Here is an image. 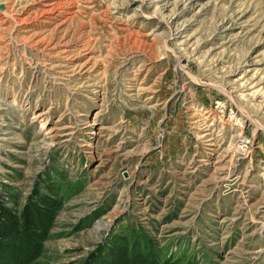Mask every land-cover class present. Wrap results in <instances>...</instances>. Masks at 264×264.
Here are the masks:
<instances>
[{
	"label": "rangeland",
	"instance_id": "374dc122",
	"mask_svg": "<svg viewBox=\"0 0 264 264\" xmlns=\"http://www.w3.org/2000/svg\"><path fill=\"white\" fill-rule=\"evenodd\" d=\"M0 3L2 200L61 202L23 264H264V0Z\"/></svg>",
	"mask_w": 264,
	"mask_h": 264
},
{
	"label": "trees",
	"instance_id": "16d2710c",
	"mask_svg": "<svg viewBox=\"0 0 264 264\" xmlns=\"http://www.w3.org/2000/svg\"><path fill=\"white\" fill-rule=\"evenodd\" d=\"M50 188V189H49ZM47 188L53 192L52 187ZM0 187V264H23L27 246L34 245L44 226L50 224L61 202L50 193L28 199L21 209L12 208L2 200ZM27 250V251H26Z\"/></svg>",
	"mask_w": 264,
	"mask_h": 264
},
{
	"label": "water",
	"instance_id": "95a60500",
	"mask_svg": "<svg viewBox=\"0 0 264 264\" xmlns=\"http://www.w3.org/2000/svg\"><path fill=\"white\" fill-rule=\"evenodd\" d=\"M3 7H4V6H3V4H1V3H0V10H2V9H3Z\"/></svg>",
	"mask_w": 264,
	"mask_h": 264
}]
</instances>
